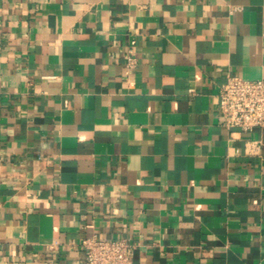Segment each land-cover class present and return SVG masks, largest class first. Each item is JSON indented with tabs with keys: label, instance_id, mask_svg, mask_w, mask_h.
<instances>
[{
	"label": "crops",
	"instance_id": "obj_1",
	"mask_svg": "<svg viewBox=\"0 0 264 264\" xmlns=\"http://www.w3.org/2000/svg\"><path fill=\"white\" fill-rule=\"evenodd\" d=\"M227 75L264 78V0H0V264L89 235L264 264V128L223 124Z\"/></svg>",
	"mask_w": 264,
	"mask_h": 264
},
{
	"label": "built area",
	"instance_id": "obj_2",
	"mask_svg": "<svg viewBox=\"0 0 264 264\" xmlns=\"http://www.w3.org/2000/svg\"><path fill=\"white\" fill-rule=\"evenodd\" d=\"M124 58L128 68L136 65L131 49L126 51ZM217 96L218 113L224 125L241 131L264 128V78L227 75L218 87ZM81 247L84 251L82 264H132L133 245L124 238L89 235L81 240Z\"/></svg>",
	"mask_w": 264,
	"mask_h": 264
}]
</instances>
